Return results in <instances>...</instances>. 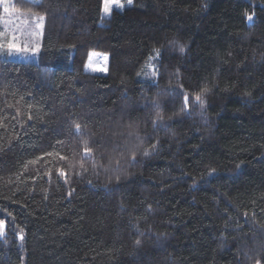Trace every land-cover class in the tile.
<instances>
[{
	"label": "trees",
	"instance_id": "16d2710c",
	"mask_svg": "<svg viewBox=\"0 0 264 264\" xmlns=\"http://www.w3.org/2000/svg\"><path fill=\"white\" fill-rule=\"evenodd\" d=\"M120 1L0 5V264H264V0Z\"/></svg>",
	"mask_w": 264,
	"mask_h": 264
},
{
	"label": "rangeland",
	"instance_id": "374dc122",
	"mask_svg": "<svg viewBox=\"0 0 264 264\" xmlns=\"http://www.w3.org/2000/svg\"><path fill=\"white\" fill-rule=\"evenodd\" d=\"M104 6H105V0H102V6H101V17L102 19H106L110 16L109 14H105L104 12ZM121 1L117 0L116 3L112 5V10H120L121 9ZM22 14L14 11L9 10L8 12H5L4 18H3V24H4V30L9 35L13 36L16 34V37L18 39L19 35L22 34L20 31H17L18 28L22 29L24 26V29L27 30V33H25V36H27V40L33 41V39H36V30H39V27L36 26L35 23H32V17L26 18L25 21L23 20ZM22 18V19H21ZM25 30V31H26ZM12 38V37H11ZM18 40H21L20 38ZM24 41V45L28 42ZM27 48H29L27 46ZM31 49H36V47L31 46ZM1 57H5V54H1ZM34 58L32 56V52H20L15 53L14 55H10V59L17 60V61H32L30 59ZM34 60V59H33ZM107 65H108V55L101 52H95L91 51L88 53L85 65H84V71L94 74L103 75L107 73Z\"/></svg>",
	"mask_w": 264,
	"mask_h": 264
},
{
	"label": "snow or ice",
	"instance_id": "6c2138e0",
	"mask_svg": "<svg viewBox=\"0 0 264 264\" xmlns=\"http://www.w3.org/2000/svg\"><path fill=\"white\" fill-rule=\"evenodd\" d=\"M28 3H34L35 0H27ZM117 0H105V6H104V12L105 14H109L111 11H112V5L114 3H116ZM132 0H128V3L131 4ZM7 3V0H0V5H6ZM3 11L4 12H8L9 11V8L7 6H5L3 8ZM35 19L37 21V24L36 26L37 27H41L42 26V22L44 20V17L43 16H39V15H36L35 16ZM249 20L252 19L251 16L248 17ZM17 31H20L21 33L23 32V29H20L18 28ZM6 33L3 32V31H0V48H4L5 46L9 49V52L11 53L13 50L18 54L20 52H27L28 51V48L27 46H22L19 42V40L17 39V37L15 35H13V37L11 39H6ZM33 52L36 51V49H32ZM180 51L182 52L183 51V48L180 49ZM206 91V89L204 90ZM185 107L188 106L189 104V97L188 96H185ZM195 100L199 103H201L202 105V98H201V95H197L195 97ZM157 119H161L160 117V114L157 113ZM75 128H76V131L79 132L80 131V125L79 124H76L75 125ZM85 152L86 154L90 152V149L88 148H85ZM145 155H147V153H145ZM61 159H64V157H61ZM60 175H64V172L61 171L60 172ZM3 230H4V221L3 220H0V234L3 233ZM22 238V237H21ZM137 243H139V241H137ZM256 264H260V261L258 260L256 262Z\"/></svg>",
	"mask_w": 264,
	"mask_h": 264
}]
</instances>
